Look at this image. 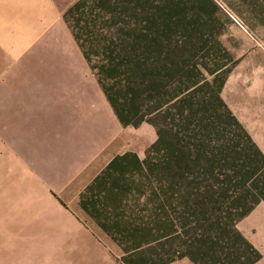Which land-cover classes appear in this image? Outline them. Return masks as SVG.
<instances>
[{"label":"trees","instance_id":"obj_1","mask_svg":"<svg viewBox=\"0 0 264 264\" xmlns=\"http://www.w3.org/2000/svg\"><path fill=\"white\" fill-rule=\"evenodd\" d=\"M148 3L77 0L63 15L120 124H148L157 137L143 159L115 157L79 207L120 248V264H257L237 225L264 204V154L221 97L231 67L199 63L176 40L179 15L145 26Z\"/></svg>","mask_w":264,"mask_h":264},{"label":"crops","instance_id":"obj_2","mask_svg":"<svg viewBox=\"0 0 264 264\" xmlns=\"http://www.w3.org/2000/svg\"><path fill=\"white\" fill-rule=\"evenodd\" d=\"M73 4L0 0V264H112L79 196L115 157L143 159L157 139L114 115L64 21ZM84 243L100 244L103 258Z\"/></svg>","mask_w":264,"mask_h":264},{"label":"rangeland","instance_id":"obj_3","mask_svg":"<svg viewBox=\"0 0 264 264\" xmlns=\"http://www.w3.org/2000/svg\"><path fill=\"white\" fill-rule=\"evenodd\" d=\"M210 1L214 6L203 4L202 0H149L146 16L150 22L145 26H161V19L166 15H179L180 27L178 19L175 20L176 40L188 41L201 64L211 65L217 61L231 67L221 96L240 112L254 144L264 150V0ZM124 6L120 4L116 14L128 20L130 15ZM182 29H186L187 34H180ZM260 210H264V204L240 221L237 228L261 253L262 259L257 264H264V218L256 219L252 215H259ZM87 221L92 223L89 218ZM99 242L106 247L112 264H120V248L105 234L100 235ZM53 244L56 250L57 243ZM81 249L98 258L104 256L98 243H84Z\"/></svg>","mask_w":264,"mask_h":264}]
</instances>
